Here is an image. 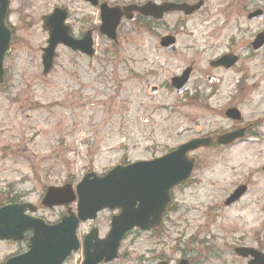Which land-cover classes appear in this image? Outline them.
Here are the masks:
<instances>
[{"label":"rangeland","instance_id":"374dc122","mask_svg":"<svg viewBox=\"0 0 264 264\" xmlns=\"http://www.w3.org/2000/svg\"><path fill=\"white\" fill-rule=\"evenodd\" d=\"M110 6L155 4L171 0H104ZM195 3L197 0H184ZM204 12L185 19L170 14L153 24V34L122 21L117 28V42L111 43L98 33L94 35L95 56L72 57L61 50L55 69L41 75L40 48L47 35L40 28V17L52 7L61 6L71 13L77 30L98 25L97 10L82 0H11L10 25L14 39L3 63L6 81L0 88V194L16 203L37 208L35 216L55 223L65 209L39 207L47 187L68 182L75 186L84 174H105L123 160L125 163L147 160L173 146L168 108L178 98L168 88L169 79L186 64L179 55L167 58L156 49L154 37L172 35L181 45L186 37L210 38L235 34L236 25L254 37L262 30L260 22L249 23L236 16L230 5L240 0H202ZM264 13V0H249ZM86 18V20H82ZM200 41V40H198ZM160 66L155 71L151 64ZM264 51L251 60V80L241 92L222 87L223 101L229 95L239 110L243 123L263 120L255 133L262 142L242 140L230 148L200 152L198 166L188 183L174 191V208L163 224L159 236L138 231L129 232L111 264H154L160 253L182 248L183 240L207 242L221 258H210L204 264H239L233 249L239 246L264 249ZM131 74L135 77L131 78ZM142 76V79L139 78ZM230 79V77H226ZM158 92L149 95V88ZM254 86V88H252ZM89 103H92L89 106ZM215 105V104H214ZM212 105V106H214ZM223 107L220 108V110ZM219 108H186V115L197 118L184 122L193 137V127L202 126ZM145 116L148 123L141 122ZM204 118V121H203ZM218 128L229 124L223 116L211 119ZM177 134V133H176ZM261 139V138H260ZM260 151V152H259ZM247 186V194L237 204L224 207L223 202L238 185ZM71 211L75 206L71 205ZM116 211L100 212L94 222L78 226L81 238L95 227L100 236L108 229ZM179 240V242H178ZM200 251L199 245H192ZM25 249L23 243L0 244V261ZM177 257L175 252H171ZM81 252L72 255L67 264H81Z\"/></svg>","mask_w":264,"mask_h":264},{"label":"water","instance_id":"95a60500","mask_svg":"<svg viewBox=\"0 0 264 264\" xmlns=\"http://www.w3.org/2000/svg\"><path fill=\"white\" fill-rule=\"evenodd\" d=\"M8 4L9 0H0V84L3 81L2 60L8 52L10 41L9 32L4 25ZM200 7L201 3L196 6L163 4L158 7L149 3L141 8H135V11L143 16H152L159 19L163 13L169 11H181L188 16ZM133 9L128 8L125 10ZM255 15L256 13L249 15L248 18H253ZM119 18L120 14L117 9L111 11L102 10L101 21L103 25L100 28V32L113 39ZM55 19V16H52L44 26L49 32L50 38L49 48L44 51L46 55L43 56V61H47V63L49 60L51 61L52 50L58 43L72 47L68 39L65 37L61 39L59 33L61 31L60 21L57 24ZM263 36L264 33L256 37L254 43L256 47H259L264 42ZM82 43L85 45L84 48L77 47L87 53L86 51H88L90 46L89 37L88 40L85 37ZM162 45L171 47L173 40L165 38L162 41ZM225 62H228L227 57H223L217 64ZM186 82L187 73H184L181 78L172 80L173 86L179 89L182 88V90L185 89ZM229 112L232 114L229 115ZM229 112L226 113L228 117L239 119L237 112L234 110ZM242 136L243 132L240 130L219 137L216 142L221 145H227L235 139L242 138ZM207 141H191L163 158L150 162H138L125 168H116L103 178L86 175L76 187L77 217L67 211L68 217L62 218L60 223L54 226H47L42 220L23 216L25 208H29L31 212L33 211L28 205L8 206L0 209V240L20 241L25 231L30 230L32 232L28 252L9 259L5 264H60L71 251L78 250L77 240L74 236L78 220L82 222L91 220L95 218L98 211L104 208L111 210L117 208L120 209V213L112 218L111 230L106 239L91 245L90 242L95 237V231H92L84 242L83 264L112 261L116 257L119 241L125 232L132 228L148 231L160 227L161 216L169 202V190L185 181L191 171L192 164L185 158V154L200 146H207ZM90 177L92 178L91 180L89 179ZM244 191L245 187H239L226 200L225 205L236 201ZM73 201L74 196L69 186L62 189L49 188L42 205L50 208L68 205ZM235 253L243 257L250 254L254 257L256 263L264 264V257L257 255L252 250L237 249Z\"/></svg>","mask_w":264,"mask_h":264},{"label":"flooded vegetation","instance_id":"af4514ba","mask_svg":"<svg viewBox=\"0 0 264 264\" xmlns=\"http://www.w3.org/2000/svg\"><path fill=\"white\" fill-rule=\"evenodd\" d=\"M169 2L183 3L184 0H171ZM252 7H253V3L249 2V0H240V2L237 3V5L235 4L231 5L232 9H234L238 13L239 11H241L242 13H244V15L247 14L249 11H253L254 8ZM82 20H86V18H82ZM263 20H264V15H263ZM140 21H143V19L140 18L138 15L134 14L131 23L136 24L137 22L139 23ZM146 23L149 24V29H150L149 32L150 34H152L153 21L150 20ZM67 25L69 26V33L74 40L81 38L82 37L81 35H83L85 32L90 30L88 27L84 29L85 31L77 30L75 26L71 23V16L68 17ZM92 29L94 30L95 28H91V30ZM12 32H13V28H12ZM235 32L236 33L233 34L232 36L220 37L213 43L206 41L207 39L210 38L198 39L194 37H186L185 40L188 41L192 40V41L180 45L179 43H177V41L180 39L176 38L175 51L171 54H165L163 50L160 49L159 42L161 40V37L158 38L154 37V44L157 45L156 49L159 51V53L162 56L170 58L179 55V57L180 58L182 57V59L186 63L184 65V68L183 67L181 68L180 73L186 68H189L191 72L187 91L182 95L178 96V98L180 99L175 101L173 103V106H171L168 111V120L171 122V129L178 130V134H176L175 132L173 133L172 139L173 140L180 139L181 141V142L179 141L175 145L176 148L179 146V144L181 145V143L183 144L188 140H190V139L185 140L186 135L189 134V129L184 130L183 128L184 122L182 121L184 120L193 123L195 122V120H197V118H193L192 115H186V113L183 112L182 109L185 110L186 108H191V107L207 108V109H210L211 107L219 108L218 111L214 112L213 117L207 115V117H209L208 122H205L204 124H202V126L193 129V134L195 137L214 139L215 137L221 135L224 132L233 131L238 128L236 123L229 120L228 124L230 126L226 130H223L221 128H218L217 125L214 124V122L211 119L214 118L217 119V117H219L223 113L222 110H220L221 107H223L224 110H227L229 108H234L233 99L232 97H229V95L223 101V96L221 95L223 84L226 90H228L229 92H231L233 89L244 88L245 83H247L250 80L249 70H250L251 60H254V58L263 51V49L254 53L251 49V43L253 41V38L247 37L245 35L246 31H244L238 25H236L235 27ZM61 50L68 52L72 57L78 58L79 56L77 52H72L71 50L63 46H58L57 56L54 61L55 65L57 63L59 52ZM224 55L231 56L232 67L227 69L222 66L216 67L211 65L212 61H215L216 59ZM154 65L155 64H153V66ZM261 67H264V63L261 64ZM226 77H230V79ZM260 122L263 123V121ZM261 126L262 124L256 125V123L247 125V135L249 136V138L251 137L254 138L257 142H262L263 136L255 133V129H259ZM219 148L221 147L216 146L212 142L210 147L205 149H199L193 154H198L201 151H212ZM174 149L170 151H173ZM196 162L198 161L195 158V163ZM183 186L184 185L179 187H183ZM8 193L9 190L4 195L0 194V208L7 204H13L12 200H9L7 198ZM239 201H237L233 205L237 204ZM170 208H172V205L170 206ZM154 235L155 237L158 236L156 233ZM180 243H182V248L178 247L177 249L175 245L174 248H172L169 251L170 255L160 253L157 256H155L153 263L180 264L181 261H186V264H204L206 261L210 260V258L216 260L221 258L219 252H216L215 249L212 248L211 246H206L207 242L194 241L196 246L197 245L200 246L199 252L194 250L193 246L188 244L189 240H183L182 242L180 240ZM0 244L13 245V243L11 242H0ZM256 251H258L261 254H264L263 246L261 244H258ZM171 252H175L177 257H173ZM237 259L238 261H240L239 264H248L249 262H251L250 258L248 259L237 258Z\"/></svg>","mask_w":264,"mask_h":264}]
</instances>
